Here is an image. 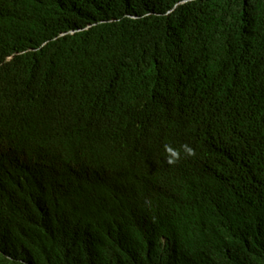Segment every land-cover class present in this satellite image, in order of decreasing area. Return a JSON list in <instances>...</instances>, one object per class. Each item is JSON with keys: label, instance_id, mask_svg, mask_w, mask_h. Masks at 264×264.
Returning <instances> with one entry per match:
<instances>
[{"label": "trees", "instance_id": "1", "mask_svg": "<svg viewBox=\"0 0 264 264\" xmlns=\"http://www.w3.org/2000/svg\"><path fill=\"white\" fill-rule=\"evenodd\" d=\"M64 59L79 75L64 101L35 99L22 73ZM182 87L202 92L212 125L233 112L235 124L250 110L264 117V0H0V101L29 110L43 131L51 125L43 160L94 126L115 139L94 164L99 188L146 172L139 187L95 190L74 203L54 188L0 198V264H155L167 254L151 244L157 229L140 203L156 196L175 214L169 231L181 248L200 250L194 264H264V219L255 223L251 211L264 193V156L214 176L203 162L155 167L158 155L133 161L128 153H136L138 121L152 123L158 97ZM241 132L260 137L257 126ZM243 181L249 190L229 223L235 207L222 190ZM200 229L210 238H198Z\"/></svg>", "mask_w": 264, "mask_h": 264}, {"label": "clouds", "instance_id": "2", "mask_svg": "<svg viewBox=\"0 0 264 264\" xmlns=\"http://www.w3.org/2000/svg\"><path fill=\"white\" fill-rule=\"evenodd\" d=\"M67 61L58 60L57 63L61 67L53 68L51 71L39 65L22 73V78L27 80L35 99L42 103L64 101L66 83L69 78L79 76L78 70ZM202 99V92L191 91L186 87H182L181 91L170 89L160 95L152 123L138 121L141 128L136 129L138 143L134 150L136 153L128 152L132 160L135 161V158L141 156L158 155L159 161L153 164L155 167L163 162L168 166H176L199 161L211 167L215 176L221 166L226 165L230 174L237 169L236 165L245 159L255 160L258 157L262 159L264 132L261 125L264 123V117L255 116L250 110L240 124H235L236 117L233 112L220 125L215 126L205 118ZM13 106L17 105L4 104L0 101L2 200L7 199L8 202V197L15 195L16 191L22 193L23 190L31 197H38L54 188L65 200L74 203L95 190H99L102 195L110 194L116 192L123 184L129 183L139 187L146 180V172L141 169L123 183V180H120L113 182L110 188H99L94 164L97 158L106 152V146L115 149L112 142V140L115 142V139L112 133L94 126H85L80 130L78 137L55 150L52 156H47V160H43L51 147V142L46 138L53 131L51 125L43 131L39 122L28 113L29 110L17 111ZM243 126H257L260 137L250 138L242 134ZM233 138L238 150L232 145ZM202 169L206 171L205 166ZM127 170L128 167H125V171ZM239 184L241 186L231 188L228 195L227 188L222 190L225 198H232L231 205L235 207L225 213L226 221L229 223L235 221V216L243 207L240 194L249 190L246 182ZM234 199H238L239 202L233 203ZM140 204L148 209V215L153 217V227L157 229L152 232L151 244L162 248L167 254L156 259L155 264H194L203 260L198 257L200 250L185 251L172 236L169 229L175 214L161 197H144ZM152 211L155 213L152 214ZM251 211L255 223L264 219V193L252 201ZM228 227L226 224L225 228ZM225 228L222 227V231H226ZM205 233L207 238H210L209 231L202 232L201 229L196 236L201 238Z\"/></svg>", "mask_w": 264, "mask_h": 264}]
</instances>
